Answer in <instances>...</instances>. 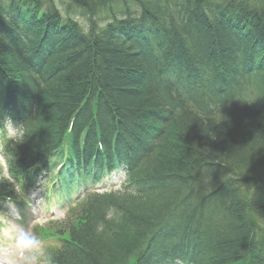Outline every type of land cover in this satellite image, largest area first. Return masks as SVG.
Masks as SVG:
<instances>
[{"label": "trees", "instance_id": "1", "mask_svg": "<svg viewBox=\"0 0 264 264\" xmlns=\"http://www.w3.org/2000/svg\"><path fill=\"white\" fill-rule=\"evenodd\" d=\"M67 1L0 0V201L122 173L40 228L51 264H264V0Z\"/></svg>", "mask_w": 264, "mask_h": 264}, {"label": "clouds", "instance_id": "2", "mask_svg": "<svg viewBox=\"0 0 264 264\" xmlns=\"http://www.w3.org/2000/svg\"><path fill=\"white\" fill-rule=\"evenodd\" d=\"M19 129H14L8 125L3 130L7 134L15 136L18 134ZM0 223L7 225V221H4L2 218H0ZM45 223L47 221L44 219H38L36 221L37 225H43ZM0 235L4 238L11 239V248L18 257L17 264H51V257L44 246V241L31 228L8 225L0 229Z\"/></svg>", "mask_w": 264, "mask_h": 264}, {"label": "rangeland", "instance_id": "3", "mask_svg": "<svg viewBox=\"0 0 264 264\" xmlns=\"http://www.w3.org/2000/svg\"><path fill=\"white\" fill-rule=\"evenodd\" d=\"M65 1L64 3L60 2V8L63 12H65V10L69 7V2L67 0H63ZM0 162L3 164L2 159H0ZM4 165V164H3ZM2 168V167H1ZM0 168V171H1ZM5 172H7V169H5ZM39 203H37V195L34 201V205H33V213H34V217L36 218L34 220V218L29 217L30 221L25 222L26 220H29V218L25 217L26 219L24 221H18L16 220L17 218H19V210L17 208H13V206H10L8 208H10V212L12 213V215H10L12 218L10 219L9 216H5L4 218L2 216H0V218H2L4 221H7V225L2 223V226H0V229L8 226V225H15L17 227H22V228H31L34 231V224L36 223V221L38 219H44L46 220L47 218H52V214L45 213V210L42 206L38 205ZM37 206V207H36ZM63 219V218H61ZM34 220V221H33ZM60 220V219H57ZM56 220V221H57ZM47 221V220H46ZM25 222V223H23ZM31 225V227H30ZM43 226H45V224H43ZM11 239L8 238H4L2 235H0V264H17L18 261V257L15 254V251L11 248ZM7 250V251H5Z\"/></svg>", "mask_w": 264, "mask_h": 264}, {"label": "bare ground", "instance_id": "4", "mask_svg": "<svg viewBox=\"0 0 264 264\" xmlns=\"http://www.w3.org/2000/svg\"><path fill=\"white\" fill-rule=\"evenodd\" d=\"M85 2H87L88 3V5L89 6H91V8H94V3L95 2H97L98 0H84ZM219 1V0H218ZM220 1H226V2H228L229 0H220ZM235 1V3L236 4H240L239 6H238V8H237V10H239V11H241L242 10V12H241V14L243 15V13H245L246 11H248L249 9H251V8H254L255 9V7H256V3H257V0H234ZM258 4V3H257ZM227 11V10H226ZM0 15H1V17H0V23L1 24H3V23H5L4 22V20L3 19H8V20H13V19H16L15 17H16V15H14L13 13H10V12H7V11H1L0 12ZM138 26H144V25H142V24H139ZM8 34V33H7ZM11 42V41H10ZM12 43V42H11ZM15 101V100H14ZM14 110V109H13ZM6 111H8V113L10 112L9 111V108L7 107V110ZM15 111V110H14ZM22 111V110H21ZM16 112L15 111V116L16 117H18V115H19V119H21L22 121H24V122H26L25 120H26V114L24 113V111H22V112ZM70 130V129H69ZM71 131V130H70ZM69 131V132H70ZM251 208V213L253 214V215H256V216H259L260 215V212L258 211V210H254V208H252V207H250ZM249 208V209H250ZM120 212H121V210H120ZM106 217H108V216H111V219H114V218H116L117 217V212L116 211H114L113 209H108L107 211H106ZM119 214V213H118ZM135 232V231H134ZM132 239H136V237H137V235L136 234H132ZM163 258H162V256H158L157 257V259L154 261V263H151V264H163V260H162Z\"/></svg>", "mask_w": 264, "mask_h": 264}]
</instances>
